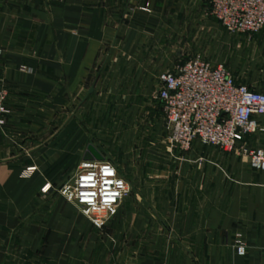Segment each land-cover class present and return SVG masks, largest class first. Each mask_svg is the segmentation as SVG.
<instances>
[{
    "label": "crops",
    "instance_id": "crops-1",
    "mask_svg": "<svg viewBox=\"0 0 264 264\" xmlns=\"http://www.w3.org/2000/svg\"><path fill=\"white\" fill-rule=\"evenodd\" d=\"M208 12L205 0H0L9 111L0 125V264L76 261L91 223L57 187L91 138L97 146L165 140L158 75L198 53L213 61L217 35L201 33ZM242 36L248 76L236 80L264 91V30ZM260 125L250 146H264V118ZM192 145L175 171H131L138 194L113 223L144 224L153 240L134 263L264 264V170ZM30 165L37 169L26 174Z\"/></svg>",
    "mask_w": 264,
    "mask_h": 264
},
{
    "label": "built area",
    "instance_id": "built-area-1",
    "mask_svg": "<svg viewBox=\"0 0 264 264\" xmlns=\"http://www.w3.org/2000/svg\"><path fill=\"white\" fill-rule=\"evenodd\" d=\"M209 13L229 33L251 37L264 30V0H205ZM157 98L162 103L168 141L186 150L201 145L233 152L249 166L264 170V146H250L248 137L262 131L264 91L237 82L223 63L195 54L158 75ZM7 89L0 80V125L8 114ZM37 167L25 168L26 174ZM45 183L41 192L46 193ZM60 196L75 204L94 226L116 217L128 193L125 179L109 160L82 159L72 177L60 184ZM236 253L244 256L243 244Z\"/></svg>",
    "mask_w": 264,
    "mask_h": 264
},
{
    "label": "rangeland",
    "instance_id": "rangeland-1",
    "mask_svg": "<svg viewBox=\"0 0 264 264\" xmlns=\"http://www.w3.org/2000/svg\"><path fill=\"white\" fill-rule=\"evenodd\" d=\"M207 14L209 17L206 21H202L201 33H203L204 37L210 33L217 35V42L212 55V60L217 63H223L235 80L242 75L245 77L248 76L246 60H248L249 57L245 56L247 51L242 47L245 37L241 34L225 31L209 12ZM225 36L229 37L227 43L224 42ZM189 40H191V37H189ZM187 41L188 40H186V42ZM188 43L190 44V42ZM192 51L193 48L189 49L188 46L183 50H180L186 58L192 54ZM236 81L239 82L238 80ZM98 112L100 111L98 110ZM91 113L94 114L95 111L93 110ZM126 132L130 134L129 128H126ZM108 133H110V131L102 128V134L107 136ZM33 137L34 135L32 132H30V136H27L30 141H32ZM91 140L93 141L90 142V147L96 150L100 148L99 152L106 157V160H109L116 166L118 173L127 182V186L128 184L130 185V187L128 186L126 197L131 194H138L135 192L133 193L131 189V184L136 182L134 177L130 175L132 174L131 171H162L168 167L170 170L173 169L175 171V168L178 167L177 162L182 163L189 160H187L185 155L193 147V145H191L190 148L186 150L178 149L168 141L166 135L163 142L153 144L120 143L119 145L117 143H112V141H105L104 144H98L97 146L95 143L93 145L95 140L92 138L90 141ZM198 147L199 149L208 148L215 150L221 154L231 153L236 155L233 152L224 151L216 147L205 145H199ZM175 152L178 153V156ZM201 158H203V156L199 158V161ZM195 163L197 164V162ZM59 186L55 193L61 197L58 192ZM125 198L122 204L124 203ZM113 218L101 228L89 224L88 239L79 246L77 250L79 254L73 264H135L134 262L143 260L145 249H148L146 244L153 241L152 239L145 240V236L151 235V233H145L144 224H131L129 227L128 224H118V222L113 223ZM161 226L162 225L158 224L159 230L161 229ZM153 228H155V225H153Z\"/></svg>",
    "mask_w": 264,
    "mask_h": 264
},
{
    "label": "water",
    "instance_id": "water-1",
    "mask_svg": "<svg viewBox=\"0 0 264 264\" xmlns=\"http://www.w3.org/2000/svg\"><path fill=\"white\" fill-rule=\"evenodd\" d=\"M88 149H89V152L84 156L83 159H98V160L103 159V156L96 153V152L94 154H92V150H94L92 147L89 146Z\"/></svg>",
    "mask_w": 264,
    "mask_h": 264
}]
</instances>
